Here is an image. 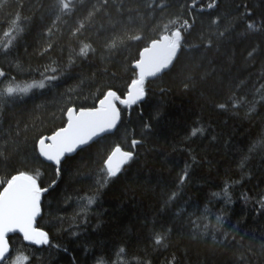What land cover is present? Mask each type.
<instances>
[{"label": "trees", "instance_id": "trees-1", "mask_svg": "<svg viewBox=\"0 0 264 264\" xmlns=\"http://www.w3.org/2000/svg\"><path fill=\"white\" fill-rule=\"evenodd\" d=\"M210 2L195 0L193 7V0H108L89 21L84 19L88 11L103 0H75L76 9L59 19L55 0H6L0 41L17 12L24 31L6 53L0 48L5 73L0 84L13 77L40 80L46 66L58 69V79L44 89L0 101V178L16 170L38 171L48 188L36 226L48 233L49 243L36 247L13 235L14 252L23 249L31 264H240L241 257L246 264H264V92L257 91L264 85V0H216L209 9ZM161 3L166 7H146ZM246 11L258 31L246 28L248 18H240ZM129 16L146 37L177 16L194 21L188 41L200 47L182 51L171 71L147 80L142 102L120 106L115 131L66 157L57 176L35 141L63 126L68 106H93L108 87L127 91L132 60L143 42L116 50L104 45ZM217 16L218 27L210 28ZM82 20L85 27L72 35ZM219 31L225 35L218 36ZM201 34L211 37L210 47L203 46ZM81 41L91 43L95 54L76 57ZM70 55L74 63L69 66ZM233 92L244 97L242 103L218 108ZM194 128L203 132L192 135ZM132 139L140 141L135 149ZM116 143L133 150L134 158L97 191L101 158ZM186 166L188 176L180 184ZM173 191L176 198L166 203ZM86 195L95 200L81 212ZM217 215L224 223L213 233ZM190 220L201 224L199 232ZM157 233L166 234L164 244L156 245ZM121 248L125 251L118 255Z\"/></svg>", "mask_w": 264, "mask_h": 264}, {"label": "snow or ice", "instance_id": "snow-or-ice-1", "mask_svg": "<svg viewBox=\"0 0 264 264\" xmlns=\"http://www.w3.org/2000/svg\"><path fill=\"white\" fill-rule=\"evenodd\" d=\"M108 0H103L100 8L93 6L88 11L87 17L84 19L91 20L94 15L107 7ZM6 6V0H0V9ZM193 7H195V0H193ZM217 6L216 0H211L207 5L209 9ZM22 7V5H21ZM75 0H55L53 9L56 13L57 19L62 15L70 14L76 9ZM147 8L154 7L164 8L163 3L159 5L147 4ZM202 10V9H201ZM120 11V8H117ZM131 11V10H129ZM250 12L240 13V18H248L246 28L248 30L258 31L259 27L251 20ZM220 17H215L210 22V28L218 27ZM55 23V21H54ZM115 23L113 27L115 28ZM188 19H181L180 16L169 19L166 23L157 25L154 29V35L144 36L142 30L134 26V18L129 16L126 23H121L119 30L113 31L110 38L105 42L104 47L108 50H116L122 46L131 44L142 45L137 48V55L133 58L131 64L132 78L127 84V91L119 93L117 90L108 87L106 91L100 93L95 97L93 106L77 107L75 105L68 106L64 115L66 121L63 126L56 127L51 131L50 135H40L35 141V149L39 155L44 157L47 161H51L55 165L56 175L61 173L62 161L66 158V154H71L77 151L82 146L88 145L94 138H100L104 134L111 133L116 129L121 122L122 109L131 108L144 100L147 95L145 82L149 77L155 78L165 71H171L176 62L180 59L182 51L191 50L200 47V44L189 43L188 36L191 34L190 29L193 27ZM85 27L82 20L78 27L73 31L72 35H77L81 29ZM264 27V21L261 26ZM24 31V21H22L19 12L10 17L8 27L3 31L5 40L0 41V48L5 53L11 47L13 40L17 34ZM227 31V28L225 29ZM225 31H219L218 36L225 35ZM51 29H49V33ZM205 48L212 45V39L209 36L205 38L203 34L199 37ZM49 48L51 45L48 46ZM96 49L91 43L81 41L79 50L74 52V55L79 58H87L90 54H95ZM256 49L253 48L247 53L248 57L254 56ZM74 63L72 55L69 57V66ZM58 69L51 66H46L44 72L41 73L42 79L32 80L30 82L17 81L14 77L8 78L0 84V101L7 102L16 97H23L28 95L34 89H44L52 81L58 79L55 74ZM47 73H53L49 75ZM0 77H5L3 70H0ZM189 79H191L189 77ZM188 83L184 84L188 88ZM99 91V89H98ZM258 92H264V85ZM264 99V95L261 97ZM244 97H237L233 92L229 95L225 102L218 103L217 107L220 109H227L231 106L233 109L237 108ZM251 110V109H250ZM150 125L144 124V128L148 129ZM203 129L194 128L192 135L202 133ZM140 143L136 139L131 140V148ZM134 158L133 150H124L119 143H116L109 152L101 158L100 167L97 175L96 185L97 191L104 187L111 179L118 177L123 166L128 164ZM188 176L187 166L182 175L179 177V183L183 184ZM52 184H56L53 180ZM227 188L225 185L224 195L227 197ZM48 191V188L43 187L40 182L39 172H31L27 169L16 170L14 174L9 173L5 177L0 178V264H31L29 255L23 249H12L9 234H20L23 241L30 242L34 245H42L49 243L48 233L36 226L37 217L41 215L42 211V197ZM215 195V194H214ZM177 193L173 191L167 198V202L173 201ZM264 201V197L261 198ZM95 197L84 196L81 198L82 208L81 212L94 203ZM207 211V209H206ZM207 217H201V220ZM194 232H199L201 224L196 220H190ZM224 223V217L217 215L215 223L212 225L213 233L220 229ZM209 225L203 224L204 232H207ZM228 234L225 233V236ZM156 245H162L166 241V234H155ZM215 240V235H213ZM124 249H119V254L124 253ZM261 253L264 254V245L261 246ZM97 264H104L103 260H98ZM240 264H246L244 258L241 257Z\"/></svg>", "mask_w": 264, "mask_h": 264}, {"label": "water", "instance_id": "water-1", "mask_svg": "<svg viewBox=\"0 0 264 264\" xmlns=\"http://www.w3.org/2000/svg\"><path fill=\"white\" fill-rule=\"evenodd\" d=\"M152 77H149L148 79H151ZM122 106V105H121ZM115 131V129H113L112 130V132L111 133H113ZM111 133H108V134H111ZM108 134H104V135H108ZM103 135V136H104ZM96 139H98V138H94V140H96ZM93 140V141H94ZM92 141V142H93ZM92 142H89V144H91ZM88 144V145H89ZM85 146H87V145H85ZM85 146H82L81 148H79V149H77V151L78 150H80V149H82L83 147H85ZM76 151V152H77ZM76 152H74V153H71V154H66V157H69V156H72V155H74ZM40 156V155H39ZM44 161H46L47 163H50V164H53L51 161H47L44 157H42V156H40ZM54 165V164H53ZM39 217V216H38ZM38 217H37V219H38ZM10 236H12V235H15V234H9ZM16 235H19L21 238H22V236L20 235V234H16ZM23 239V238H22ZM26 244H29V245H33V246H36V247H41L42 245H44V244H42V245H34V244H31L30 242H26V241H24Z\"/></svg>", "mask_w": 264, "mask_h": 264}]
</instances>
